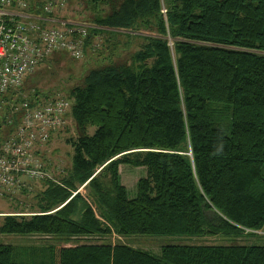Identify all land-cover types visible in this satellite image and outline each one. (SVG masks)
I'll list each match as a JSON object with an SVG mask.
<instances>
[{"label": "trees", "instance_id": "1", "mask_svg": "<svg viewBox=\"0 0 264 264\" xmlns=\"http://www.w3.org/2000/svg\"><path fill=\"white\" fill-rule=\"evenodd\" d=\"M25 1L41 23L60 25L45 20L47 0ZM55 1L57 8L67 2ZM90 1L108 11L89 25L68 23L86 30L82 57L93 47L100 52L99 38L143 41L130 61H97L69 89L77 131L68 138L71 168L44 180L38 211L6 214L0 225L1 233L63 240L0 243V264H264L261 243L186 241L264 237V0ZM22 86L1 98L4 135L21 122L13 107L56 97L37 91L27 98ZM121 165L146 169L135 196ZM114 234L180 242L154 253L94 241Z\"/></svg>", "mask_w": 264, "mask_h": 264}, {"label": "built area", "instance_id": "2", "mask_svg": "<svg viewBox=\"0 0 264 264\" xmlns=\"http://www.w3.org/2000/svg\"><path fill=\"white\" fill-rule=\"evenodd\" d=\"M55 2L47 0L42 13H52ZM27 7L25 0H0V101L53 52L67 50L76 58L84 54L86 30L81 25L61 21L59 26L47 27ZM45 20L53 21L49 16ZM71 109V100L61 95L45 103L24 101L13 107V113L22 117L0 143V195H13L30 181L56 180L37 152L67 124Z\"/></svg>", "mask_w": 264, "mask_h": 264}, {"label": "rangeland", "instance_id": "3", "mask_svg": "<svg viewBox=\"0 0 264 264\" xmlns=\"http://www.w3.org/2000/svg\"><path fill=\"white\" fill-rule=\"evenodd\" d=\"M66 5L63 8L53 7L52 13L48 16L52 18V23L56 22L61 25L62 22H76L89 25L94 14L98 12H107L108 6L101 5L98 9H94L90 0H66ZM97 12V13H98ZM54 16H53V15ZM62 21V22H61ZM57 25V24H54ZM105 38L98 39L96 42L97 49L90 48L87 50L86 57L79 59L74 58L69 51L61 50L54 52L48 56L37 67L34 73L26 75L23 81L22 91L24 96L31 97L37 91L42 96L50 93L52 96H69V89L81 83L83 76L87 73L90 67L97 66V61L106 63L108 61L128 60L133 53L140 48L143 39L139 37L128 38L125 35H116L109 41L104 42ZM126 42V44H125ZM100 53V54H99ZM20 87H14L10 92H18ZM50 95V96H51ZM21 104V103H19ZM10 128V127H9ZM96 130L95 126L89 127V133L93 134ZM10 131V130H9ZM4 132L7 134V128L1 130L3 136ZM76 124L71 114H69L67 124L58 129L52 136L49 143L41 148V157L47 165L50 174L55 178H59L72 165V156L74 153L73 146L68 142V138L76 136ZM122 183L128 188L131 196L137 193L138 180L146 175L144 167H133L130 165L120 166ZM45 187L44 180L30 181L27 186L21 188L13 195H0V225L3 223L4 216L10 213L24 212L31 214L39 210L38 194L42 188ZM80 190L84 192L83 186ZM264 234V231H259ZM163 239H141L136 240L119 235L103 236L94 238L97 242H124L133 246L140 247L145 250L159 253L162 245L173 242L178 243L179 238L168 237ZM63 239L48 237L41 234H10L0 232V243L12 244L15 246L29 248V247H43L52 243H59ZM83 240V239H82ZM190 243H261L264 244V237L243 236L239 238L227 237H203L187 239Z\"/></svg>", "mask_w": 264, "mask_h": 264}]
</instances>
